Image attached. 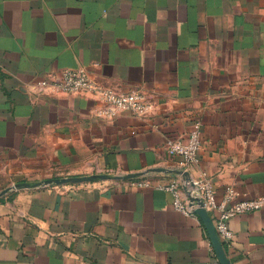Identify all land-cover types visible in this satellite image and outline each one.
Here are the masks:
<instances>
[{"label":"crops","instance_id":"0c3cea01","mask_svg":"<svg viewBox=\"0 0 264 264\" xmlns=\"http://www.w3.org/2000/svg\"><path fill=\"white\" fill-rule=\"evenodd\" d=\"M70 68L156 108L39 85ZM196 127L185 169L166 141ZM203 176L218 202L264 193V0H0V264H207L205 222L159 188ZM229 225L230 263L264 264V208Z\"/></svg>","mask_w":264,"mask_h":264},{"label":"built area","instance_id":"2783aa9c","mask_svg":"<svg viewBox=\"0 0 264 264\" xmlns=\"http://www.w3.org/2000/svg\"><path fill=\"white\" fill-rule=\"evenodd\" d=\"M42 87H50L53 92L67 94H90L96 96L105 105L100 110V116L114 118L122 112H131L136 116H148L156 108V102L144 91L131 88L119 90L96 82L84 68H70L59 75L51 74L39 82ZM200 130L196 127L187 140L168 139L166 150L170 156H179L185 169L199 161L198 152L201 149ZM133 185L146 186L147 182L132 180ZM159 188L171 192L174 196L173 205L176 210L186 216H198L196 210L205 208L208 213L214 212V225L222 241H230L233 231L229 221L234 216L264 208V193L254 198L235 200L236 193L227 189L222 201L216 200V193L208 177L175 179ZM212 258L207 264H221L213 245Z\"/></svg>","mask_w":264,"mask_h":264},{"label":"water","instance_id":"95a60500","mask_svg":"<svg viewBox=\"0 0 264 264\" xmlns=\"http://www.w3.org/2000/svg\"><path fill=\"white\" fill-rule=\"evenodd\" d=\"M95 177H98V176H90L89 178H85V179H93ZM101 177L106 178L107 176H101ZM80 180L81 179L78 177H69V178H63V179H56V180H54V182H56V183H67V182H78ZM50 183H51V181H48L45 184H50ZM196 212L203 219V221L205 222V224L208 228L209 235H210L214 250H215L216 255L219 258L221 264H231L229 259L226 257V254H225L224 248H223V242L220 239V236H219V234L215 228L214 221L211 218L208 211L205 208L200 207L196 210Z\"/></svg>","mask_w":264,"mask_h":264}]
</instances>
